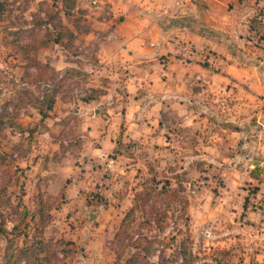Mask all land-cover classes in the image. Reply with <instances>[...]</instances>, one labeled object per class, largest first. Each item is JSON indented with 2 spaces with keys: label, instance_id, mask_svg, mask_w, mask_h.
I'll return each instance as SVG.
<instances>
[{
  "label": "rangeland",
  "instance_id": "374dc122",
  "mask_svg": "<svg viewBox=\"0 0 264 264\" xmlns=\"http://www.w3.org/2000/svg\"><path fill=\"white\" fill-rule=\"evenodd\" d=\"M0 4V264L34 245L37 230L31 264H264V184H224L240 151L254 147L264 161L257 107L218 109L242 95L210 94L196 101L193 124L169 109L154 116L159 125L130 126L122 66L96 57L112 29L98 23L122 21L118 0Z\"/></svg>",
  "mask_w": 264,
  "mask_h": 264
},
{
  "label": "crops",
  "instance_id": "0c3cea01",
  "mask_svg": "<svg viewBox=\"0 0 264 264\" xmlns=\"http://www.w3.org/2000/svg\"><path fill=\"white\" fill-rule=\"evenodd\" d=\"M118 1L119 10H112L122 16V21L112 27L98 23L101 29H112L106 32L96 57L99 64L122 66L128 125H159L154 116L169 109L183 123L193 124L197 100H205L210 94L228 97L234 93L235 97L242 95L243 103L230 101L223 106L225 101L218 109L253 112L251 109L257 107V133L262 135L264 39L257 41L256 35L264 37V22L258 33L250 30L255 13L251 0ZM259 6L264 7V0ZM252 128L239 131L241 141L254 139ZM54 151H58L56 145ZM240 152L238 163L232 166L236 174L224 184H242L245 180L264 184L248 170L253 165L255 169L264 167V161L255 159V148Z\"/></svg>",
  "mask_w": 264,
  "mask_h": 264
},
{
  "label": "trees",
  "instance_id": "16d2710c",
  "mask_svg": "<svg viewBox=\"0 0 264 264\" xmlns=\"http://www.w3.org/2000/svg\"><path fill=\"white\" fill-rule=\"evenodd\" d=\"M261 1H258L256 3V10H258L257 12L254 13V15L251 17L250 19V30L254 31L255 33H258V31L263 27V22H264V13L263 15L261 14L260 11L263 12V6H259V3ZM61 36H58V38H56L55 40H53V43L55 45H58L61 43ZM47 91V89H46ZM46 97L48 96H44V101L46 100ZM53 106V100H50L48 102V106L46 108V110L50 111L52 109ZM40 115H42V117H45L46 113L44 112V110H40ZM2 115L0 114V129H4L5 128V122L3 121V119L1 118ZM255 177V176H254ZM256 179H258L256 177ZM167 186V184H166ZM147 190H143L142 192H138L136 194V197L134 199L133 202V207L128 211V213H126L125 217L122 220L121 223V228H122V234H126L128 229L131 227L132 222L134 221L135 218V211L138 208H141L143 206L144 200H145V196L147 195ZM244 210L246 209V205H244ZM41 209H39L37 211V214L42 215L41 214ZM41 230H37V241H35V244L37 245H41V242H43V240L41 239ZM40 239V240H39ZM31 245V246H23L19 249L14 248L13 252H11L6 260V264H17L19 261L21 260H26V262L28 264H31V259H38L39 255H38V251L41 248H37V245Z\"/></svg>",
  "mask_w": 264,
  "mask_h": 264
},
{
  "label": "built area",
  "instance_id": "2783aa9c",
  "mask_svg": "<svg viewBox=\"0 0 264 264\" xmlns=\"http://www.w3.org/2000/svg\"><path fill=\"white\" fill-rule=\"evenodd\" d=\"M258 0H256L257 2ZM98 158L101 160H106V169H110L112 167L113 162L111 160H107L108 156L104 152H101L98 154Z\"/></svg>",
  "mask_w": 264,
  "mask_h": 264
},
{
  "label": "water",
  "instance_id": "95a60500",
  "mask_svg": "<svg viewBox=\"0 0 264 264\" xmlns=\"http://www.w3.org/2000/svg\"><path fill=\"white\" fill-rule=\"evenodd\" d=\"M0 7H2V5L0 4Z\"/></svg>",
  "mask_w": 264,
  "mask_h": 264
}]
</instances>
